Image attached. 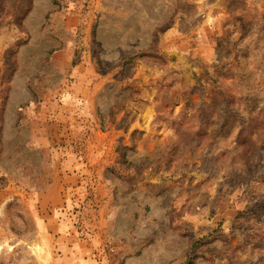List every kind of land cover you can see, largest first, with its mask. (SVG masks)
I'll use <instances>...</instances> for the list:
<instances>
[{"label":"rangeland","instance_id":"1","mask_svg":"<svg viewBox=\"0 0 264 264\" xmlns=\"http://www.w3.org/2000/svg\"><path fill=\"white\" fill-rule=\"evenodd\" d=\"M191 255L264 264V0H0V264Z\"/></svg>","mask_w":264,"mask_h":264},{"label":"trees","instance_id":"2","mask_svg":"<svg viewBox=\"0 0 264 264\" xmlns=\"http://www.w3.org/2000/svg\"><path fill=\"white\" fill-rule=\"evenodd\" d=\"M150 52V51H149ZM148 51L146 50H143V51H140V53L132 56V57H129L128 59H126V61H131L133 57H136V56H139V57H143V56H147L148 54H150ZM194 262V255H191L189 257V260H188V263L189 264H192Z\"/></svg>","mask_w":264,"mask_h":264}]
</instances>
